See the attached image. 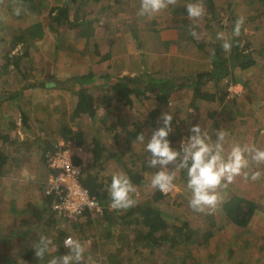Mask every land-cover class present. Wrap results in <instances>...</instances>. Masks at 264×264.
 Segmentation results:
<instances>
[{"label":"rangeland","instance_id":"1","mask_svg":"<svg viewBox=\"0 0 264 264\" xmlns=\"http://www.w3.org/2000/svg\"><path fill=\"white\" fill-rule=\"evenodd\" d=\"M30 1L35 4L40 1L43 12L27 15L25 12L21 17H17V11L13 7L20 5L21 0H0V130L4 134H11L10 142L1 148L7 160L0 177V249L6 251L11 264H48V260L54 256V235L58 232L54 218L58 219L56 216L52 217L48 207L46 209V206H40V196L45 193L49 174L43 150L47 147V141H65L59 136L60 121L63 118L74 130L82 127L88 135L86 141L90 142L92 137H97L106 146L107 151L103 156L108 160H103L95 166L96 170L101 171L98 181L109 188L113 174H127L126 167L137 170L145 176L144 185L138 189L135 187L136 191L133 193L137 203L151 202L160 209L163 216L168 217L174 227L187 223L194 239L193 243L180 240L183 244L179 245L178 240L171 238L168 243L158 247L138 241L137 230L143 229L122 224L118 213L111 215L110 223L105 221L104 215H99L95 217L96 223L85 227H74L67 221L59 220L61 224L56 221L59 229H66L74 239L84 245L83 264H264V162L257 163L249 157L250 165L246 171L249 175L260 171L262 175L259 180L252 181L240 175L227 187L218 189L220 199L215 207L194 211L189 207L190 191L186 186V170L176 171V191L162 192L164 197L158 202H153L157 189L152 187L151 179L157 169L149 166L151 155L145 150L147 141L138 140L130 144L127 135L129 131L136 134L137 126H141L150 138L152 130L162 126L160 117L167 112L173 115L169 139L176 138L172 141L175 148L180 146L182 139L191 134V127L198 124L213 139L218 132H225L226 151H230L231 147L237 144L264 150V134L261 132L262 126L264 127L263 61L257 60L258 63L248 72L234 71V75L219 83L220 94H216L214 84L205 86L204 90L215 93L216 100L199 101L194 98L192 89L183 90L169 98L167 109L159 111L150 119L146 113L154 108L156 101L144 102L145 100L133 98V104L126 106L119 105L114 100L108 108L105 107V111L110 112L105 122L91 124L88 118L72 117L75 101L71 93L39 86L30 90L24 89L30 84L43 82L51 74L64 80L76 70H93L99 75L113 73L126 77L145 72L158 78L172 75L196 77L211 69V60L206 59L204 53L187 39L174 43L169 48H165L161 42L166 38H173L169 36L173 34L169 26L176 25L175 9L180 5L179 9L184 13L187 11V4L196 0H172L166 9L151 17L138 15L140 0H78V3L71 0ZM203 1L199 0L201 4ZM215 1L218 15L216 24L226 25L228 3H233L230 15L243 18L246 41H250L255 56L258 55L259 48L264 43V14L255 17L253 12H264V3L261 4L259 0H253L254 3L250 0ZM59 5H68L72 9L71 21L85 24L78 26L80 29L77 32L73 30L74 25L72 31L59 26L63 37L57 41L55 32L51 29L49 11ZM170 7L172 9H168ZM205 15L193 19L197 25V29L193 26L198 34L196 38L200 37L201 32L204 33L201 30L203 27L207 40H213V32H208L205 28ZM161 26L168 29L162 32ZM255 26H258L259 30L252 31L251 27ZM13 33L20 39L16 46ZM164 33L167 34L163 35ZM221 34L223 38L226 37L223 30L219 36ZM205 36L201 35L200 38L204 40ZM216 38L220 39L218 36ZM112 40H115L116 44L112 46L113 54L109 60L102 61L100 56L93 57L95 45L101 53L106 54ZM27 48L29 56L22 60L20 70L13 66L6 70L4 52L9 50L13 55H20ZM77 50L82 51L77 52L80 56L75 58L73 55ZM75 61L79 64L73 69ZM233 79H243L247 84L253 83L249 84L250 87H245L244 82H241L243 88L237 90ZM107 90V87H101L94 91L99 98L97 103L102 102L100 97ZM20 92H23L20 97L11 98ZM225 93L228 94L226 103H222L218 98ZM245 102H248L249 106ZM58 110L61 113H57ZM63 111L66 113L62 115ZM22 112L26 114L28 124L24 123ZM245 118L250 120V125L246 123ZM58 136L60 138L57 140ZM1 145L0 142V147ZM83 147L86 153L89 152L88 148L91 149L88 144ZM110 153L113 154L112 158H108ZM88 159L84 171L86 175L91 171V162ZM169 168L176 170V165H170ZM21 181L22 186L28 185L31 191L36 192L37 204L29 206L31 209L22 207L20 212H17L16 202L12 200L9 189L17 188L13 183ZM235 194L257 204L248 230L230 222L224 212L226 201ZM15 217H19L18 223L13 221ZM27 229L33 230L28 237L25 235ZM209 232L213 235L206 240L205 234ZM41 237L52 241L50 251L46 254H51V257L46 259L38 258L33 247ZM25 248L32 249L31 257L24 258Z\"/></svg>","mask_w":264,"mask_h":264},{"label":"trees","instance_id":"2","mask_svg":"<svg viewBox=\"0 0 264 264\" xmlns=\"http://www.w3.org/2000/svg\"><path fill=\"white\" fill-rule=\"evenodd\" d=\"M71 1L74 3H78V0ZM259 1L261 2V4L264 3V0ZM203 2L204 3L202 5L207 10L204 13V15L207 13V15H205L207 19L205 28L208 30V32H213V40H207L205 36L206 33L203 27L201 30L204 33L201 32V35L205 36L204 40L200 38L201 35L198 38L191 35V31L196 30L197 25L193 20L194 18L188 16L187 11H184L185 14L181 12V9H179V5V8L175 9L174 14V23L176 25L169 26V29L173 30V34L169 36L173 38H166L165 40L161 41L165 48H169L170 45L179 43L180 41L187 39V41L191 42V44L194 45L196 49L204 53L206 59L211 60V69L198 74L194 78L188 76L179 77L175 75H172L170 77L158 78L154 74H148V72L133 77H126L115 74L113 75V73L99 75L92 70H89L87 72L76 70L72 73L73 75L67 77L64 80L62 78L54 76L53 74L48 75V78L43 82L30 84L24 90L35 89L39 86L41 88L57 90L62 93H71L75 101L72 117H74L75 119L88 118L91 121V124H95L99 121H101V123L105 122V118L110 115L109 110H105L114 100L119 105L123 104L126 106L133 104V98L145 100L144 102H151L152 100L156 101L157 104L154 106V108L146 113L148 119H150V117H154V115H156V113H158L159 111L161 112L163 109H167L169 106V98L174 93L182 92L183 90L192 89L194 98L199 101L216 100L215 93L211 92V90H204V87L208 84H214L216 94H220L221 89L219 83L224 81L226 78H229L231 75H234V70L236 68H252L258 63L259 60L263 61L264 67V50L262 51L263 47L260 46V53L255 56L256 53L254 50H252L250 41H246L245 25L242 24L239 36L234 35L233 30L235 28L236 21L240 18L237 15H230V10L232 8V5H234L233 3H228L229 10L227 11V22L226 25H221L216 24L218 17L217 2L215 0H204ZM250 2L254 3L253 0H250ZM13 8L17 11V17H21V15L25 14V12L27 15L41 13L44 10V8L41 7L40 1L38 4H35L34 1L30 0H21L20 5ZM168 9H172V7ZM71 10L72 9L68 5H59L49 11V17L52 25L51 29L55 32L57 41H60L63 37V32L58 29L59 26H62L64 30L72 31V25H74L73 30H76L77 32L80 29H78V26L82 27L85 24V22L79 24V22L75 23L71 21ZM253 13L255 17H259L261 14H264V12ZM193 26H195L196 29L193 28ZM217 28L218 30H216ZM258 28V26L251 27L252 31L259 30ZM166 29L168 28L162 27L161 31L164 32ZM221 30L225 32V38H220L219 33ZM166 34L167 33H164L163 35ZM216 35L220 39H217ZM13 36L15 37L14 46H16L20 42V39H18L19 37H17L15 33H13ZM225 41L231 43V48L228 51H225L223 48V44ZM114 44H116L115 40H112L109 43V49H107L106 54L101 53V51H99L98 49V46L95 45L93 57L100 56L102 61L109 60L113 54L112 46ZM28 50L29 48L25 49L24 52L20 55H13L9 50L4 52L6 70H8L10 66H13L15 69L17 68L18 70H20L22 60L29 56ZM81 51L82 50H77L73 56L77 58L78 55L80 56L79 53ZM1 52H3L2 49ZM77 61L74 62V67L78 66L79 63H77ZM96 63L99 64V62ZM101 87H107L108 90L105 94H102V97H100L102 98V102L97 103L99 101V98L96 97V93H94V91ZM248 87L250 86L248 85ZM22 93L23 92L15 93V95L11 96V98H18ZM227 95V93L223 94V96L221 95L218 100H220L222 103H226ZM101 111L104 112L101 113ZM57 113L61 112L58 110ZM65 113L66 111H63L62 115ZM22 116L24 123L28 124V118L26 114L22 112ZM137 127V130L135 129L136 132L134 131L136 134L131 133L130 131L127 133L130 144L133 142H138L137 136L139 134L146 133L141 128V126ZM59 128L61 133V135L59 136L65 141H69L75 144L77 147H83L86 144L91 145V149L88 148L89 152L86 153V159L89 158L88 161L91 162V171H89L90 173H87V175L84 173L82 177V184L90 191L91 195L94 196L102 204V206H104V217L106 218H103L106 222L110 223L112 221L111 215H113V213H118V216H120L119 219H121L122 224L135 225L136 227H140L141 229H143L139 231L137 230L138 241H145L157 247L163 245L164 243H168L171 238L174 240H178L177 244L179 245L183 244V242L180 240H185L186 243H193L194 239H192V232L190 231V228L188 227L189 225L187 223H185L181 227H174L173 223L168 219V217L163 216L160 209L155 207L154 204L149 201L140 204L137 203V199L133 197V199L135 200V204L132 207L119 210L111 209L108 188L105 187L106 185L103 182L98 181L101 171H99V169L96 170L95 168L96 165H99V162L108 160L107 157L104 158L103 156V154L107 151L106 146L97 137H92V140L90 142L86 141L88 135L87 133H85L83 128L80 127L78 130H74L73 127H71L64 118L60 121ZM59 136L57 137V140L60 138ZM146 136L148 137L147 133ZM10 139V133L4 134L3 131L0 130V142L2 143L0 147V177L3 175L2 170L4 169L7 160V156L2 152L1 148H3L6 143L10 142ZM170 140L172 142L173 140H176V138H170ZM46 144L47 147L43 150V157L45 161L46 156L54 149L56 143H52L51 141L49 143L47 141ZM176 148L179 149L180 146ZM112 157L113 154L110 153L108 158ZM90 159H92V161H90ZM125 171L128 172L127 175L130 177L131 182L136 187V189L140 188L141 185H144L145 176L140 174L137 170L132 168L128 169L126 167ZM163 197L164 195L162 194V192L157 189L155 194L153 195V202H158ZM55 200V196H46L44 193V206H46V209L48 207V209L51 210V214L53 215L52 217H55L56 215L52 209V204ZM256 209L257 204L255 203V201L245 199L237 194L231 195L224 205V212L226 213V216L228 217L230 222L245 230L249 229V224L255 216ZM110 211H112V213ZM95 219L96 218L91 216L89 212H86V214L80 221L71 222L70 224H72V226L74 227H85L88 224L90 225L96 223ZM54 221H58L60 223V221L56 220L55 218ZM184 230H186L185 233ZM57 231L58 235H55L56 240L54 242V247L56 249L54 250V253H52L54 256L64 255L68 253V249L63 247V241L66 236L70 235V233H68L66 229L62 227L61 229H57ZM109 235L110 234H108V236ZM212 235L213 233L211 232L205 234L206 240H208ZM188 245L189 244H187V246ZM5 252V250L0 249V264H11L10 257ZM137 252L140 253V251ZM46 257H51V254L49 256L47 255Z\"/></svg>","mask_w":264,"mask_h":264},{"label":"clouds","instance_id":"3","mask_svg":"<svg viewBox=\"0 0 264 264\" xmlns=\"http://www.w3.org/2000/svg\"><path fill=\"white\" fill-rule=\"evenodd\" d=\"M171 2L172 0H140L138 15L151 17L166 9ZM204 13L205 9L199 0L187 4L189 17L199 18ZM243 23L242 17L236 21L234 35L239 36ZM191 35L197 37L198 34L192 30ZM220 38H223L222 34ZM223 48L225 51L230 50L231 43L225 41ZM160 120L162 126L152 130L150 138L144 133L137 136L141 142L146 139L145 150L151 155L149 166L157 169L151 179L152 187L163 193L176 191V171L186 170V186L190 191L189 207L194 211H201L206 207H215L220 199L218 189L227 187L236 177L244 175L252 181L261 178L260 171H254L249 175L246 170L250 165L249 157L257 163L264 162V150L258 147H241L237 144L233 145L230 151H226L225 132H218L213 139L198 124L191 127V134L181 140L180 148L177 149L169 139L173 115L163 113ZM170 165H176V170L170 169ZM135 191V186L127 174L123 172L113 174L108 188L110 207L118 210L132 207L135 204L133 199ZM51 244L50 239L41 237L33 246L35 255L43 259L50 251ZM63 247L68 249V253L53 256L48 260V264H83L85 247L81 241L69 236L63 241Z\"/></svg>","mask_w":264,"mask_h":264},{"label":"built area","instance_id":"4","mask_svg":"<svg viewBox=\"0 0 264 264\" xmlns=\"http://www.w3.org/2000/svg\"><path fill=\"white\" fill-rule=\"evenodd\" d=\"M86 161L84 147L66 141L56 143L46 156L49 174L45 195L56 197L52 209L58 220L69 223L80 221L86 212L93 217L104 215V206L82 184Z\"/></svg>","mask_w":264,"mask_h":264},{"label":"crops","instance_id":"5","mask_svg":"<svg viewBox=\"0 0 264 264\" xmlns=\"http://www.w3.org/2000/svg\"><path fill=\"white\" fill-rule=\"evenodd\" d=\"M262 47H263V49H262V51L264 50V43H262V45H261ZM73 69L75 68L76 69V67H72ZM253 68V67H252ZM248 70H251V67L250 68H247V69H239V68H236L234 71H236V72H239V71H246V72H248ZM89 71V70H88ZM93 71V70H92ZM97 73V72H96ZM251 73V72H250ZM252 74V73H251ZM247 80V79H246ZM236 84V87H237V90H239L240 88H243V86H242V84H241V82L243 83L244 82V86L245 85H251L253 82H248V84L246 83V81L244 80L243 81V79H238V80H235L234 81ZM238 82H240V83H238ZM249 85V86H250ZM246 87V86H245ZM238 101H239V99H238ZM245 103H247V105H248V102H245ZM246 106V105H245ZM249 106V105H248ZM247 108V107H246ZM245 119H247V124L248 125H250V120L248 119V118H245ZM250 127V126H249ZM261 132H263V134H264V127L262 126V129H261ZM264 137V136H263ZM22 182L23 181H21V182H15V183H13V185L15 186V187H17V188H13V189H9V190H11V193H10V196L12 197V200H15V206L17 207V212H20V210H21V208L22 207H27V209H31L29 206H32V205H36L37 204V200H36V198H35V196H36V192H34V191H31L30 189H29V187H28V185H27V187L23 184V186L21 185L22 184ZM27 189V190H26ZM28 190H30V192H31V194H30V192L28 191ZM27 196H30V197H27ZM34 197V198H33ZM34 200H33V199ZM40 198H42V202H41V205L40 206H44V201H43V194H42V196H40ZM30 204V205H29ZM19 216V215H18ZM13 221L15 222V223H18L19 222V217H15V219L13 218ZM55 223L57 224V228L59 229L60 227L58 226V222H56L55 221ZM15 227H20V225H15ZM28 230V232H26V236L28 237V236H30L31 235V232L33 231V230H30L29 231V229H27ZM22 233V232H21ZM21 233H19V234H21ZM57 234V233H56ZM55 234V235H56ZM54 235V236H55ZM10 240V239H9ZM15 242H16V240H15ZM24 253H23V256H24V258L26 257V258H28V257H31L32 256V249L31 248H25L24 250ZM31 259H34V258H31ZM43 259H46V255H45V257L43 258Z\"/></svg>","mask_w":264,"mask_h":264}]
</instances>
